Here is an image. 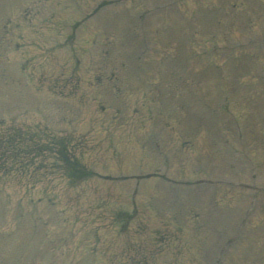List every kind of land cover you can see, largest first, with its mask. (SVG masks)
I'll list each match as a JSON object with an SVG mask.
<instances>
[{
	"label": "rangeland",
	"instance_id": "374dc122",
	"mask_svg": "<svg viewBox=\"0 0 264 264\" xmlns=\"http://www.w3.org/2000/svg\"><path fill=\"white\" fill-rule=\"evenodd\" d=\"M238 1L0 0V122L45 126L90 171L0 175V264H264V0ZM22 16L57 23L11 35Z\"/></svg>",
	"mask_w": 264,
	"mask_h": 264
},
{
	"label": "trees",
	"instance_id": "16d2710c",
	"mask_svg": "<svg viewBox=\"0 0 264 264\" xmlns=\"http://www.w3.org/2000/svg\"><path fill=\"white\" fill-rule=\"evenodd\" d=\"M253 61H254V59H253ZM258 78H260V76H258Z\"/></svg>",
	"mask_w": 264,
	"mask_h": 264
}]
</instances>
